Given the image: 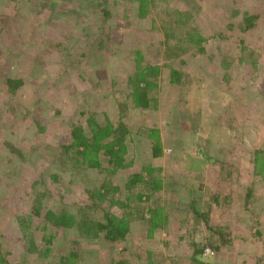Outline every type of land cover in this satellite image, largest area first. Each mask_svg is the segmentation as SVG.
<instances>
[{
	"label": "rangeland",
	"instance_id": "1",
	"mask_svg": "<svg viewBox=\"0 0 264 264\" xmlns=\"http://www.w3.org/2000/svg\"><path fill=\"white\" fill-rule=\"evenodd\" d=\"M13 73L28 82L22 96L8 91ZM94 120L108 129L101 166L74 147L61 156L73 127ZM123 123L115 165L106 146ZM11 177L18 201L0 200V258L11 264H59L72 248L75 264H115L126 247L130 264H189L200 248L197 264H264V0H0V199ZM28 180L45 207L141 218L112 247L48 226L56 239L35 232L41 252L27 260L28 239L10 236L12 214L31 210Z\"/></svg>",
	"mask_w": 264,
	"mask_h": 264
},
{
	"label": "trees",
	"instance_id": "2",
	"mask_svg": "<svg viewBox=\"0 0 264 264\" xmlns=\"http://www.w3.org/2000/svg\"><path fill=\"white\" fill-rule=\"evenodd\" d=\"M103 6V2L100 3ZM104 7V6H103ZM31 10V9H30ZM258 13H252V12H245L244 14V24L248 26H252L255 24V20L258 18ZM187 63V62H185ZM32 68V66H31ZM36 70V69H35ZM35 70L32 69L34 72ZM18 72V71H17ZM44 71L39 70L38 73H34V77L37 79H40L42 76V73ZM31 78V74L29 76ZM129 80H132L131 77H129ZM6 84L8 87V91L14 95H21L23 93V87L28 84L26 79L22 76H15V74H10L6 78ZM149 93V90L147 88H139L138 90V100L139 104L142 105L143 107H148L149 102H148V97L147 94ZM4 114V113H3ZM100 119V115L98 116ZM101 122V121H100ZM100 122H97L96 120L93 121L92 126L89 125L90 128H84L82 124L75 125L70 132V135L72 140L67 143L61 144V147H56L57 150L60 151L61 156L62 155H68L71 151V148H76V153H82L85 161L88 163L89 168L93 167H100L102 162V158H98L96 155L101 151L102 146L100 144V138L103 135V133L106 131L108 132V129L104 127ZM16 124V123H15ZM96 126L93 130V127ZM110 128V126L108 127ZM113 135L116 133L111 140V144H108L110 146L106 147H111L107 148L105 155L109 156L108 161L110 163H114L115 165H122L123 160L122 157H120L119 152L122 151L124 148V145L126 143V137L127 134L129 133V129L126 128V126L123 124L116 126V128L113 129ZM112 145H117L119 149H114L112 148ZM9 148H13V151L19 156H23V153L19 148L11 147L8 145ZM83 148V150L79 149ZM73 148V149H74ZM95 155H91V154ZM161 154L160 147H155V156H159ZM95 156V157H93ZM40 157V156H38ZM66 158V156H64ZM41 158V157H40ZM59 159V157H58ZM60 159H64L63 157ZM15 161V160H14ZM12 161V162H14ZM60 161V160H59ZM66 160H64L65 162ZM60 163V162H59ZM58 164V163H57ZM15 176L18 174L13 173ZM55 180L58 182L59 176L56 174L54 175ZM141 174H136L133 176V178L130 180V184L127 185V188L129 191H132L134 189V184L139 183V180L143 179ZM71 182H74L73 179H69ZM20 183L18 178H9L8 185L6 186V190H3L2 197L0 200H2L3 196L6 197L4 198V204L7 206L8 202L11 204L14 201H18L16 198V195L19 193L20 189L16 191L15 186ZM31 186L32 187V196L35 195V197H32V203L29 204L31 207V210L29 211H24L22 210V206L20 207L21 213L18 214L19 212L12 214L13 218V230H12V235L10 237H13V239H17V236H23V238L26 241V238L28 239L27 242L25 243L27 246V255L25 256V259L28 260V256L30 254H35V253H40V245L37 240L38 230L42 229L45 230L39 237V241L41 243H47V244H52L53 239H56V235L53 234H46L47 233V227L49 228H58L59 227H66V229L69 231L71 236H78L79 238H82V240H94L95 238H99V240L104 241L108 247H112L115 244H122L123 242L127 241L128 237L131 234V231L133 230L132 227V221L137 219L138 217L141 218V216L133 217L132 214H130V217H123V218H117L115 215H112V213L106 212L100 219H93L91 218L88 214L82 215V211L84 212V209L86 207H81L78 209L71 207L68 208V205H63L60 208L55 209V207H45L43 205V194H40V188L37 185V183L32 184L30 180L26 182V186ZM104 188L106 190H109L110 187H108V182L104 184ZM35 189V191H34ZM8 190V191H7ZM12 191H15L14 193ZM39 195V196H38ZM41 195V196H40ZM104 195V194H103ZM21 197V195L19 196ZM13 204V203H12ZM199 209L196 207L194 208L195 213L198 212ZM76 213V214H75ZM89 217V218H88ZM145 219V218H144ZM38 220L43 221V226H33L34 223ZM155 220V215H153L152 220L148 219V222L152 223V221ZM145 221V220H144ZM23 223H28L30 226L27 227L28 231L23 229L22 224ZM258 223V222H257ZM259 224V223H258ZM237 229H234L232 233H237ZM256 237H261V232H260V227L256 231ZM73 240V239H72ZM71 240V241H72ZM88 242V241H87ZM253 242H256L253 240ZM241 243V241H240ZM1 248V247H0ZM197 249V248H196ZM129 249L126 247L124 249H121V253L123 255V258L118 259L115 264H130L129 263V255L127 253ZM197 253L192 256H189V264H197L199 261L198 254L203 252V248L196 250ZM264 251V250H263ZM1 252V251H0ZM4 257L0 258V260L4 264H11L9 262L8 257L10 258V254L8 253H3ZM80 256V253L76 251L74 248H72L70 251H66L63 253L60 258H59V264H75L74 260ZM152 257V254H151ZM152 259H149V262H151ZM154 260H152L153 264ZM247 264V261L245 262ZM256 264V263H255Z\"/></svg>",
	"mask_w": 264,
	"mask_h": 264
}]
</instances>
